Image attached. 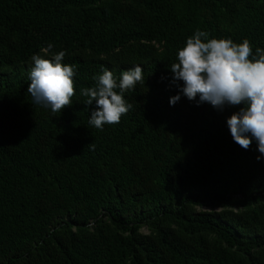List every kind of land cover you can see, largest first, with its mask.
<instances>
[{"label":"trees","instance_id":"16d2710c","mask_svg":"<svg viewBox=\"0 0 264 264\" xmlns=\"http://www.w3.org/2000/svg\"><path fill=\"white\" fill-rule=\"evenodd\" d=\"M197 30L255 59L264 0H0V264H264V154L227 124L246 105L173 83ZM60 51L76 94L53 113L27 89ZM137 65L129 111L95 128L82 89Z\"/></svg>","mask_w":264,"mask_h":264},{"label":"clouds","instance_id":"9594fccd","mask_svg":"<svg viewBox=\"0 0 264 264\" xmlns=\"http://www.w3.org/2000/svg\"><path fill=\"white\" fill-rule=\"evenodd\" d=\"M208 35L197 30L178 51V62L170 68L173 83L183 81L181 91L189 100L199 96L200 103L208 102L216 108L243 102L246 107L227 120L231 135L244 149L251 146L254 137L258 151L264 154V49L257 48V58L252 59L248 39L235 43L231 39H208ZM52 48L49 44L42 52L47 55ZM65 55V51H60L52 54L51 59L39 54L32 57L34 66L27 92L37 104L49 106L53 113L70 107L76 94L73 66L62 63ZM95 79L96 85L82 89L81 94L87 97V106L95 102L89 123L102 130L105 124H118L129 111L131 105L126 103L124 93L143 81V68L137 65L124 71L119 81L109 70ZM180 98L171 97L170 103L175 105Z\"/></svg>","mask_w":264,"mask_h":264}]
</instances>
